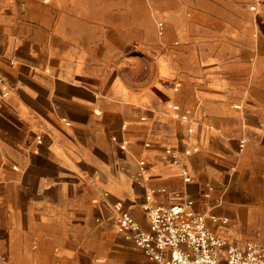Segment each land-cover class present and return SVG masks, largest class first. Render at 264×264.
<instances>
[{
    "label": "crops",
    "instance_id": "1",
    "mask_svg": "<svg viewBox=\"0 0 264 264\" xmlns=\"http://www.w3.org/2000/svg\"><path fill=\"white\" fill-rule=\"evenodd\" d=\"M0 75L9 264H152L150 194L264 244V0H0Z\"/></svg>",
    "mask_w": 264,
    "mask_h": 264
},
{
    "label": "built area",
    "instance_id": "2",
    "mask_svg": "<svg viewBox=\"0 0 264 264\" xmlns=\"http://www.w3.org/2000/svg\"><path fill=\"white\" fill-rule=\"evenodd\" d=\"M159 26L163 28L162 23ZM0 90L4 97L10 95L9 84L1 75ZM174 108L179 109L177 106ZM182 118L188 119V114ZM37 139L42 142L43 137L38 136ZM167 151L178 162L177 152L172 149ZM147 165L145 161L140 162L143 171H146ZM185 175L187 181L192 180L187 172ZM194 204L193 200H187L163 206L154 203L151 194L147 195L143 209L150 219L149 230L140 225L123 202H113L112 207L119 232L140 247L152 264H264V244L254 241L244 247L230 244L211 229L210 216L197 212ZM211 218L215 220V216ZM8 262L0 245V264Z\"/></svg>",
    "mask_w": 264,
    "mask_h": 264
},
{
    "label": "rangeland",
    "instance_id": "3",
    "mask_svg": "<svg viewBox=\"0 0 264 264\" xmlns=\"http://www.w3.org/2000/svg\"><path fill=\"white\" fill-rule=\"evenodd\" d=\"M254 9H255V7L253 8V6H251V5H249V13L251 14V11H253L254 12ZM250 242V241H249ZM254 242H258V241H254ZM0 243H2L1 241H0ZM248 243V242H247ZM3 244L4 243H2L1 244V247H2V249L5 251V249H4V247H3ZM7 264H9V263H7Z\"/></svg>",
    "mask_w": 264,
    "mask_h": 264
}]
</instances>
